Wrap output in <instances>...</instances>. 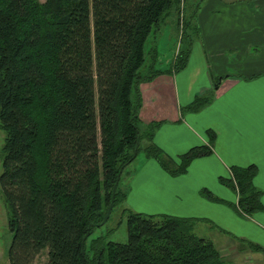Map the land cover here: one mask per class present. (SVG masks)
<instances>
[{"label": "trees", "instance_id": "16d2710c", "mask_svg": "<svg viewBox=\"0 0 264 264\" xmlns=\"http://www.w3.org/2000/svg\"><path fill=\"white\" fill-rule=\"evenodd\" d=\"M181 1L0 0V191L12 234L9 264H33L45 250L46 264H228L194 233L193 219L124 209L125 243L91 238L119 173L111 213L124 203L121 179L141 151L172 177L211 155L207 146L194 147L174 165L152 142L158 125L142 129L139 119V85L163 73L147 41L168 18L182 36L192 24L196 31L198 3L187 17L183 0L180 28ZM189 51L190 43L171 70L185 66ZM205 103L194 100L188 110ZM207 136L210 144L215 135ZM230 173L219 179L237 196L227 205L250 217L262 208L256 169ZM201 195L223 203L205 189Z\"/></svg>", "mask_w": 264, "mask_h": 264}, {"label": "crops", "instance_id": "0c3cea01", "mask_svg": "<svg viewBox=\"0 0 264 264\" xmlns=\"http://www.w3.org/2000/svg\"><path fill=\"white\" fill-rule=\"evenodd\" d=\"M197 3L186 64L177 72L161 70L151 82L139 85V119L142 129L158 125L152 142L172 164L194 147L207 146L211 155L194 159L176 177L145 157L125 187L124 203L133 209L146 204L156 210L153 215L196 220L195 227L212 232L215 247L231 259L235 246L227 254L221 248L230 235L264 249V0ZM197 99L206 103L188 110ZM207 131L215 135L210 144ZM249 166L256 169L252 184L260 192L262 208L242 217L227 205L236 204V194L218 180L228 179L231 167ZM206 178L216 180L212 192L223 203L201 195L209 188L203 184Z\"/></svg>", "mask_w": 264, "mask_h": 264}, {"label": "rangeland", "instance_id": "374dc122", "mask_svg": "<svg viewBox=\"0 0 264 264\" xmlns=\"http://www.w3.org/2000/svg\"><path fill=\"white\" fill-rule=\"evenodd\" d=\"M40 1L43 2L44 0H40ZM198 1L199 0H193V1L186 0L185 13L187 17L190 16V14L194 11L196 3ZM223 1H228V2L233 1L234 3H237V1H246V0H223ZM184 33H186V35L182 36L181 33H179L177 27L176 26L173 27L172 20L168 18L165 22V25L160 30V32L153 34V36L149 38L145 46V50L146 52H148L149 49L151 51V48L155 50L156 53L155 63H154L155 70L161 71V70H166L168 68L172 69L178 51L179 50L182 51V49L188 44V36H195L193 24L186 27L184 29ZM153 52L154 51H152V54ZM149 55L151 56V53ZM149 60H150L149 56H147V62H149ZM3 139H4V134L0 130V172H1V161H2L1 150L3 146ZM144 158H145V154L141 151L138 154L137 158L130 165L127 166L123 174V177L121 179V185L123 186V188H125L126 186L129 187V184L132 181V176L141 167ZM223 179H227V178H223ZM204 180L205 182L203 184L209 187L208 191L213 196H217L214 194L216 180L215 182H213L212 178L210 179L206 178ZM221 187L226 188L232 194L233 193L235 194V192H233L227 186L222 184ZM126 191H128L127 188ZM134 207L136 208L133 209L131 206L127 205V202H125L121 206L115 208L111 213L107 222L104 225L96 227L94 229L91 238L103 237L106 242L125 243L127 240V229H126L125 217H123V210L128 209L135 213H140L142 215H147V216L153 215V213H155L154 211H156V210H152L146 204H141V206H134ZM7 213H8L7 207L4 203V199L0 191V264H9L7 251L11 242L12 234L8 230V226H7ZM194 233L201 238L211 241L212 243L214 242V236L212 232L204 231L203 225H199L195 227ZM231 237L232 236L230 235V239H227V241H225L223 246L221 247L224 251L223 254H227V252L230 251L229 248L233 247L231 245H234L236 248V250L231 249L230 252L231 259H227V256H225V259L228 262V264H231V262L233 264H237L238 261H241L240 262L241 264H264V254L256 253L250 250L247 246L250 242L237 241L236 239H232ZM224 248H226V250H224ZM227 248L229 251L227 250ZM219 249L220 247H218L217 250ZM236 251H238L239 253L237 256L238 259L234 258V255H236ZM46 261H47V257L45 250L37 256L33 264H46Z\"/></svg>", "mask_w": 264, "mask_h": 264}, {"label": "water", "instance_id": "95a60500", "mask_svg": "<svg viewBox=\"0 0 264 264\" xmlns=\"http://www.w3.org/2000/svg\"><path fill=\"white\" fill-rule=\"evenodd\" d=\"M119 177H120V173L118 174L117 179H116V182H115V184H114V186H113V190H112V198H111V202H110V204H109V206H108V209H107V211H106V213H105V215H104V217H103L102 222H101L99 225H97V226H102V225H104V224L106 223V221L108 220L110 214H111V211H112V208H113V201H114L115 191H116V188H117V184H118V181H119ZM87 235H88V234H87ZM84 240H85V239H83L82 243L84 242Z\"/></svg>", "mask_w": 264, "mask_h": 264}, {"label": "built area", "instance_id": "2783aa9c", "mask_svg": "<svg viewBox=\"0 0 264 264\" xmlns=\"http://www.w3.org/2000/svg\"><path fill=\"white\" fill-rule=\"evenodd\" d=\"M184 1L182 0L180 2V14H179V23H180V28H182V22L184 21L183 20V16H184ZM182 34V31L180 30V32Z\"/></svg>", "mask_w": 264, "mask_h": 264}]
</instances>
